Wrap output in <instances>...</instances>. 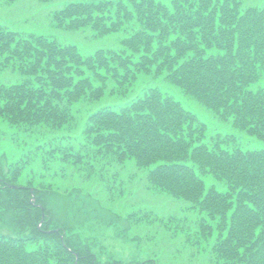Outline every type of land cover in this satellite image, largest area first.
<instances>
[{"label":"trees","instance_id":"16d2710c","mask_svg":"<svg viewBox=\"0 0 264 264\" xmlns=\"http://www.w3.org/2000/svg\"><path fill=\"white\" fill-rule=\"evenodd\" d=\"M255 3H57L51 16L58 27L124 32L119 46L90 54L0 22V69L21 75L0 82V125L30 148L28 159L0 167V219L11 215L17 228L0 231V264H155L151 255L114 256L95 220L84 226L68 199L71 213L59 219L48 200L55 191L115 199L137 170L150 192L185 201L184 215L165 221L183 231L191 255L205 250L212 264H264V146L239 141L244 133L264 140V5ZM105 97L115 101L95 105ZM183 97L233 130L208 132ZM128 165L135 170L124 178ZM125 218L116 237L140 245L130 227L157 215L140 207Z\"/></svg>","mask_w":264,"mask_h":264},{"label":"rangeland","instance_id":"374dc122","mask_svg":"<svg viewBox=\"0 0 264 264\" xmlns=\"http://www.w3.org/2000/svg\"><path fill=\"white\" fill-rule=\"evenodd\" d=\"M57 1L59 3L68 0ZM53 2L54 0L49 2L15 0L11 3H4L0 0V22L19 31L44 33L55 37L62 43H74L78 45L84 54H90L100 47H117L120 45L124 35L123 31L93 36L89 28L70 30L56 26L52 20L51 11L57 3ZM243 2L245 4L256 2L255 4L264 5V0H243ZM17 81H21V75L18 71L6 67L0 69V82L14 83ZM262 82L264 83V78ZM113 101H115L114 98L105 97L95 105L112 103ZM183 101L186 106L198 112L209 123L208 132L212 131V129H214L213 131L233 130L227 122L214 120L211 112L194 99L183 97ZM218 122L221 124L220 126L217 125ZM235 131L238 132L237 130ZM11 137V127L1 124L0 167L2 168L12 160L28 159L27 156L30 154V148L16 145L11 141ZM239 141L242 145L249 148L264 146V140L246 133L239 137ZM130 169H132V166L128 165V167L122 169L121 175L126 178ZM132 170H135V168ZM133 177L132 184L127 185L123 193H119V197L117 196L115 199L107 200L109 196L102 193H99L98 197L85 193L78 195L76 200L72 194H70L71 196L60 197L59 193L55 191L51 193L52 196L48 200L52 202V206L56 211L52 209L55 212V216L59 219H66L71 213L66 203L68 199L72 206L71 208L78 209L76 213L78 215L79 212V220L84 221V226L95 220L96 224L93 229L99 228L101 233L106 232V239L103 242L107 248L110 247L108 252L114 256L128 257L133 252L144 258L150 255L153 256L156 260L155 264H212L210 260L203 258L204 253H206L205 250L196 253V256L191 255L194 248L183 241V231L174 227L173 222L167 224L165 221V216L169 214L184 215L183 205L185 201L167 196L164 193H152L147 190L143 185V180L140 179L139 170ZM212 181L211 178H207V183ZM218 183L221 185V182ZM88 188L89 191L94 190L93 184L91 185L90 183ZM74 200L77 202L74 203ZM99 200L102 202V207L99 206ZM140 207L153 209L157 215V218L151 219L149 222L141 220L130 227L132 235L140 237L139 240L142 241V244L137 245L136 241H124L122 238L116 237L118 236L116 235L118 230L115 226H118V228L126 226V213L132 208ZM71 220L74 221L72 214ZM103 220L107 224L100 225ZM113 221L114 223H112ZM0 230L7 232L17 231L11 215L6 214L3 219H0ZM128 230L129 227H126L125 230L120 231L127 232ZM126 236L124 235V237Z\"/></svg>","mask_w":264,"mask_h":264}]
</instances>
